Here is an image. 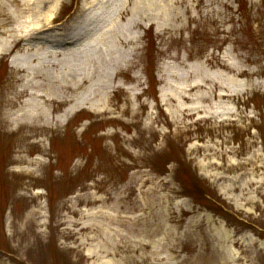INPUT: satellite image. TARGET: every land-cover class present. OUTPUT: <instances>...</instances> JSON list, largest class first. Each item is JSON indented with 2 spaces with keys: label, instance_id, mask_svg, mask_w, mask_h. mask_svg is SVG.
I'll list each match as a JSON object with an SVG mask.
<instances>
[{
  "label": "rangeland",
  "instance_id": "rangeland-1",
  "mask_svg": "<svg viewBox=\"0 0 264 264\" xmlns=\"http://www.w3.org/2000/svg\"><path fill=\"white\" fill-rule=\"evenodd\" d=\"M143 1L105 105L65 120L54 34L113 5L0 0V264H264V0ZM20 36L55 104L7 127Z\"/></svg>",
  "mask_w": 264,
  "mask_h": 264
},
{
  "label": "bare ground",
  "instance_id": "bare-ground-1",
  "mask_svg": "<svg viewBox=\"0 0 264 264\" xmlns=\"http://www.w3.org/2000/svg\"><path fill=\"white\" fill-rule=\"evenodd\" d=\"M92 1L101 5L103 1L105 3L107 0ZM42 3H45V1ZM110 3L113 5V11L117 13V21L112 20L110 16H105L99 9H90L89 14L93 19L89 21L90 23L87 26L80 28L78 26V29L73 28L71 32L61 31L54 34L53 42L60 46H65L63 50L48 55L57 65L64 67L63 79L60 81L62 84L58 88L60 91V103L65 105L59 116L61 119L66 120L71 114L85 107L91 108V106L99 104L105 105L108 99L107 87L104 88L103 84H101L103 82H100L98 84L101 85L97 93H95L92 77L94 78V74L98 70L101 71V74L103 72L105 74L104 69L108 63H112L113 66L120 64L118 56L121 54L122 48L127 47L128 44L133 45L138 42L137 37H134L133 33L142 27L141 21L149 19L151 25H154L155 16L152 9L147 8V10H144L143 8L141 11L142 4H144L142 0H132V8L129 10L126 9L125 2L122 0H110ZM169 3L167 8L174 5L172 0ZM40 5L41 2L37 4L38 7ZM84 9L86 8L81 7V10L84 11ZM124 15L130 17L126 21L124 20L125 22L122 20ZM94 23H96V26ZM1 26L2 24L0 28ZM48 32L52 33L53 31L48 30ZM126 32L133 37L127 38L125 36ZM26 42V38L21 36L17 40H4L1 42L3 51L13 56L14 61L12 64L19 59H23L28 63L35 60L33 49L28 48L25 45ZM116 54L117 56H115ZM56 58L58 59L56 60ZM13 67H15V75L22 74V76L13 81V89L15 90L11 98L3 101L2 106L7 108L5 112L7 119L2 124L7 127L13 126L18 121L28 117L33 119L45 117L49 113V109L55 104V101L42 92V83L39 80H34V78L40 77L35 70H30V68L23 66L20 68L19 65L15 64ZM24 74H26L25 77H23ZM17 81L20 84L14 88V84ZM2 96L3 93L0 90V97ZM23 98L29 99L22 102ZM186 113V117H191L195 114L190 110H187ZM21 141L26 142L27 137L20 138L18 143Z\"/></svg>",
  "mask_w": 264,
  "mask_h": 264
},
{
  "label": "trees",
  "instance_id": "trees-1",
  "mask_svg": "<svg viewBox=\"0 0 264 264\" xmlns=\"http://www.w3.org/2000/svg\"><path fill=\"white\" fill-rule=\"evenodd\" d=\"M190 183H191V186L192 187H194V188H197L198 187V184H197V182L195 183L194 181H189ZM202 194H204V193H202Z\"/></svg>",
  "mask_w": 264,
  "mask_h": 264
}]
</instances>
